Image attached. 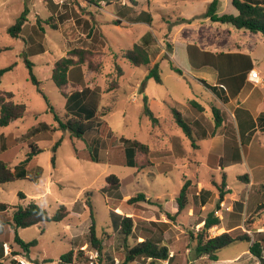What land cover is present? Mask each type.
I'll return each mask as SVG.
<instances>
[{
	"label": "rangeland",
	"instance_id": "rangeland-1",
	"mask_svg": "<svg viewBox=\"0 0 264 264\" xmlns=\"http://www.w3.org/2000/svg\"><path fill=\"white\" fill-rule=\"evenodd\" d=\"M211 1L0 0V68L16 63L0 77V90L14 93V100L26 105L22 118L0 129V158L18 171L22 160L28 154L32 156L22 164L25 178L0 184V201L7 203L9 209L34 202L49 214L60 204L69 210V215L61 221L17 228L23 241L37 240L27 252L14 242V230L9 229V238L4 241L12 252L6 256L3 253L2 257L0 249V264H16L19 260L33 264H66L60 257L70 249L83 250L89 264H98L97 257L92 258L95 250L89 245V199L97 236L103 245L102 264H118L125 255L126 245L145 236L169 242L172 251L186 264L184 255L193 253L190 232L202 226V223L197 224L198 217H205L215 209L223 174L226 183L223 189L229 191L221 201L224 207L230 210L234 200L241 201L240 205L243 201L250 205L264 201V181L251 186L243 178L258 160L264 159V132L260 131L257 120L264 110V38L260 33L249 37L246 30L205 17ZM217 1L219 14H237L232 0ZM25 9L27 20L20 35L13 38L7 28ZM37 18L49 19L56 27L42 23L39 28ZM203 25L208 29L210 26L230 29V34L223 37L229 45L246 42L255 45L250 58L262 82L246 83L238 100L224 102L216 91L205 88L198 79L203 76L212 82L216 80L217 62L226 48L224 46L221 52L208 50L210 53L205 56L211 59V67L193 68L191 63L197 59V30ZM135 43L145 45L151 52L158 49L157 57L147 65H132L122 53ZM189 43L192 45L188 46ZM41 46L44 51L37 52ZM77 48L93 52L89 57L91 67L85 63L72 67L67 90L86 88L89 80L93 83L89 89L97 94L93 107L102 115L95 119L96 127L79 137L73 136L69 129L58 127L47 102L31 82L25 62L27 59L33 64L32 72L40 81V88L52 109L65 121L66 116L80 114L75 113L79 109L67 105L66 97L50 75L54 62ZM236 49L245 54L244 48ZM154 62L158 63L161 83L146 77ZM173 67H178L180 72ZM87 70L92 71L91 74H87ZM111 84L116 86L113 90L108 89ZM216 89L221 91L223 87ZM144 96L157 117L155 123L143 114ZM245 96L248 100L236 108V102H241ZM190 101L202 109L192 106ZM172 107L180 111L188 123L198 120L208 136L197 138L192 146L175 123ZM213 107L220 111L223 120L217 130H214ZM212 131H215L213 136ZM133 139L147 145L149 153L145 155L137 150L135 166H130L126 164L124 148ZM228 144L234 161L220 167L218 159ZM111 174L120 180L119 187L105 191ZM186 179H190L192 188L202 190L206 203L200 205L198 195L189 196L188 205L170 220L165 213L176 211L175 198ZM139 192L145 194V200L129 204L127 200ZM19 193L25 198L21 199ZM229 210L223 209V213ZM112 211L134 219L133 232L127 242L112 231ZM4 219L7 218L0 220L3 221L0 224L2 239L8 227ZM244 219L243 224L248 228L250 217ZM219 230L210 228L209 234ZM236 243L238 246L231 244L220 249L221 255L226 256L246 245L243 241ZM145 262L146 259L139 257L128 264Z\"/></svg>",
	"mask_w": 264,
	"mask_h": 264
},
{
	"label": "trees",
	"instance_id": "trees-1",
	"mask_svg": "<svg viewBox=\"0 0 264 264\" xmlns=\"http://www.w3.org/2000/svg\"><path fill=\"white\" fill-rule=\"evenodd\" d=\"M232 4L238 11L236 15L219 14L217 12L218 1L212 0L209 3L206 12L204 13L205 17L209 18L213 22L231 25L236 29H243L251 33H260L264 38V0H232ZM26 14L27 9L23 10L22 13L15 19L14 23L7 28V32L11 37L17 38L20 35L24 23L27 20ZM36 23L39 28H42V23L49 24L54 28L56 27V24L49 22V19L43 21L40 18H37ZM36 51L40 52L44 51V49L41 46ZM92 53V51L87 49H72L67 56L59 58L53 64L50 79L54 82L59 92L66 97L67 105L70 107L78 108L79 110H76L75 113H80L70 117L66 116L65 121H62L56 114V112L52 109L46 96L40 88V81L34 76L32 72L33 64L29 60L25 59V62L29 69V78L31 82L36 85L37 90L42 94L43 98L47 102L50 112L54 114V119L58 122V127L61 129H69L71 131V134L76 137H79L92 128L96 127L97 122L95 119L102 116L99 112H96L93 107L97 96L95 91L90 90L89 87L82 88L73 92H68L67 90L68 70L73 66L81 65L84 63L88 67H91L89 57L92 55ZM158 53V49L151 52L145 45L135 43L131 48L125 50L122 53V57L127 59L134 66H141L151 63L157 57ZM15 65L16 63L13 62L8 66L0 68V77L4 73L12 70ZM116 68L121 75V69L117 64ZM173 68L176 71L180 72V69L178 67ZM146 77H152L156 82L161 83V77L159 74V67L157 62H154L151 68H149ZM238 78L239 77H235L236 80ZM202 82L207 88L213 89L212 91L214 92L216 91L217 96L223 100L224 97L218 92V90L216 89L217 87L206 85L204 81ZM113 86L111 84L108 89L113 90L116 87ZM142 103L143 114L147 116L153 123L157 122V117L153 114L152 110L148 106V100L146 96L142 98ZM190 104L202 109V107H200V105H198L194 101H190ZM25 110L26 105L24 103L16 102L14 100V93L10 91L0 90V129L9 125L12 121L22 118L24 116ZM171 111L173 113L175 123L178 127L181 128L186 137L191 141L192 146H195V141L197 138H204L208 136V131L201 125L198 120L193 122L195 124L194 126V124L190 122L188 123L185 117H183L180 111H178L176 108L172 107ZM212 113L214 119V130H217L221 127L223 120L220 115V111L217 108L213 107ZM257 120H259L260 130L264 132V125H261L264 121V112H261V114L257 117ZM192 126L196 128V131L192 128ZM214 134L215 131H212L211 136H213ZM59 142L60 140L56 142L53 150H55ZM128 143V146L124 148L126 164L135 166V152L139 150L147 155L149 153V149L147 145L134 139L128 141ZM229 147L230 145L225 148L224 155L218 159V165L220 167L227 166L230 162L234 161L232 160L233 158L228 152V149H230ZM31 158V154H28L27 157L22 160V168L18 171L12 169V167H10V165L5 160L0 158V184L12 182L17 178H25L26 173L23 169L24 165L22 164L27 163L31 160ZM52 162L54 163V156L52 157ZM243 178L247 180L248 177L247 175H243ZM107 182V186L103 189L105 191L117 189L120 184V180L118 179V177L113 174L109 175V177L107 178ZM225 184V174H223L222 186L218 188L219 197L215 209L219 208V203L223 200L224 195L229 192L223 189ZM18 195L21 199L25 198V195L23 193H19ZM193 195H198L196 199L200 205L206 203L202 190H197L196 187L192 188L190 179H186L175 198L177 210L174 213L166 212L165 215L167 216V218L170 220L175 219V217L188 205L189 196ZM145 198V194L139 192L136 196L130 197L127 202L129 204H132L135 202L144 201ZM237 203L240 206V202ZM87 205L89 207L90 217V226L88 229L89 245L93 250L97 252L96 257L99 261L98 264H102L103 245L101 243V239L97 236L94 211L90 199L87 201ZM215 209L208 212L205 217H198L197 224L202 223V226H200L195 232H190L189 244L194 255L196 257L206 255L209 259L216 260L217 252L220 249L228 247L238 241H246L250 243V253L258 258L260 264H264V239L262 236H258L259 233H252V235H250L246 231L235 229L233 231H223L217 235L209 234V229L220 223V219L214 215ZM257 209H264V203L258 205ZM111 213L112 214L110 218L112 231L120 234L123 238V241L127 242L128 236H130L133 232L134 219L131 216L119 214L115 211H112ZM68 215L69 210L64 204H60L53 214H49L45 208L39 206L34 202H30L25 206H13L9 209L7 203L0 201V220L6 217L7 219H4L6 220L4 221V223H6V225L8 226L5 230L6 234L4 233L3 235L4 239H2V236L0 234V249L2 253L3 243L5 242L4 240H8L9 238V229L14 230V242L23 251L27 252L31 247L37 244V240L34 239L29 242L23 241L16 232L17 228L38 225L48 221H61ZM2 222L3 221H0V224H2ZM139 257L146 259L145 264H163L164 260L169 261L172 256H170V250L167 245L163 244L160 239L145 236L140 241L136 238L132 245H126L125 255L123 259L118 262V264H128L135 261ZM60 260L66 264H89L90 261L88 260L87 256L84 255V252L81 249H78L77 251H75L74 249H70L69 251L61 255ZM111 262H113L112 259ZM16 264L20 263L16 262Z\"/></svg>",
	"mask_w": 264,
	"mask_h": 264
},
{
	"label": "crops",
	"instance_id": "crops-1",
	"mask_svg": "<svg viewBox=\"0 0 264 264\" xmlns=\"http://www.w3.org/2000/svg\"><path fill=\"white\" fill-rule=\"evenodd\" d=\"M229 34H230V29L228 28L219 29L218 27L212 28V26H210L208 29L205 25L200 26L197 30V36H196L197 44L195 45L196 47L195 55L197 59H195L191 63L193 65V68H196L198 70H202L205 67H211L210 66L212 65L211 59H207L205 54L210 53L208 52L209 49H212V51L215 52H221L223 47L224 46L226 47L225 50L227 52L225 53L224 52L225 50L222 51L224 55L222 59L219 62H217L218 72H217L216 80H213L212 82L206 78H203V76L202 78H198L201 84L205 88L207 87L205 86V84H203L202 81H204L206 85L215 86V87L222 86L223 90L221 91L218 90V92L221 95H223L224 102H227L228 99L229 101L232 100L235 101L236 99L238 100L240 93L242 92V89L245 86V84L252 82L248 79V72L251 69H255V67L253 66L252 59L250 58V54L255 49L254 43L251 44L249 42H246L244 45H239V44L235 45L233 43V45H229L226 41L227 38H223L224 36H228ZM247 35L249 37H254L257 36V33L249 32ZM191 45L192 44L190 43L188 44V46ZM237 47L244 48L245 54L236 52ZM71 68L68 70V78L69 76H71L70 74L72 73L73 70ZM90 72L92 71L87 70V74H89ZM235 77H239V78L236 80ZM225 80H227V82L224 83L223 81ZM92 84L93 83L89 82L88 80L87 86L92 87L93 86ZM80 89L81 88H79L78 90ZM247 100H248V96H245L241 100V102L239 101L236 102L237 103L236 108H239V105L244 104ZM261 112H264V110ZM261 112L259 113V115L261 114ZM261 125H264V121L262 122ZM244 133L246 134L247 131L244 130ZM251 139L252 137L248 139V143L249 140ZM223 155L224 153H222L221 156ZM256 169L259 170V173L258 170L256 172ZM247 177H248L246 180L247 185L252 186L255 183H259V184L263 183L262 181H264V159L258 160V163L251 168L249 174H247ZM262 192L264 194V191ZM237 202L241 203V201L234 200V204L232 205V207H230V210L226 213H222L221 218H219L221 222L218 225L212 227L213 229H220V230L213 233L212 235H217L223 231H233L235 229H241V230L243 229L246 230V232L250 235H252V233H259L258 236H262L264 239V209L261 210L257 209V206L264 203V201L256 205L255 204L250 205L248 201L247 203L243 201L242 205L235 206ZM244 217H250V220L247 223V225L249 226L248 228H246L243 224V221L245 220ZM161 242L167 245V247L170 250V256H172L169 261L164 260L163 264H183L182 263L183 258L181 259V256H179V254L176 255V253L172 251L169 242L167 241L165 242L164 239H162ZM233 245L238 246L236 242L233 243ZM249 246L250 243L246 242L245 247H238L236 250L233 251V253H229L226 256H222L220 251H218L216 260H211L206 255L196 257L194 253H191L189 256L184 255L185 256L184 263L207 264V262L210 261L212 262V264H249V263L260 264L258 258H256L250 253ZM263 254H264V250H263ZM2 257H3V253H2Z\"/></svg>",
	"mask_w": 264,
	"mask_h": 264
},
{
	"label": "built area",
	"instance_id": "built-area-1",
	"mask_svg": "<svg viewBox=\"0 0 264 264\" xmlns=\"http://www.w3.org/2000/svg\"><path fill=\"white\" fill-rule=\"evenodd\" d=\"M248 79L254 83H261L262 82V79L260 77V73L259 71H257L256 69H251L249 72H248ZM220 206L219 208H216L214 210V215L217 216L218 218H221L222 216V213H223V209L225 210H229V207H224V203L221 202L219 203ZM11 249L9 248L8 244L6 242L3 243V253L4 255H11ZM97 256V252L95 251V253L92 255V258H96ZM20 264H33L32 262L30 261H27V260H19ZM90 264H93L92 262ZM94 264H97V263H94Z\"/></svg>",
	"mask_w": 264,
	"mask_h": 264
}]
</instances>
